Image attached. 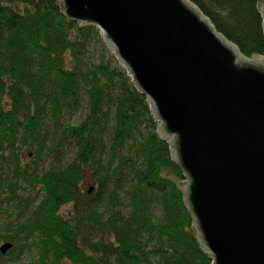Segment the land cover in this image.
Listing matches in <instances>:
<instances>
[{"label": "trees", "instance_id": "obj_1", "mask_svg": "<svg viewBox=\"0 0 264 264\" xmlns=\"http://www.w3.org/2000/svg\"><path fill=\"white\" fill-rule=\"evenodd\" d=\"M189 1L264 56L260 0ZM106 46L60 0H0V243L38 264H214L152 103Z\"/></svg>", "mask_w": 264, "mask_h": 264}, {"label": "water", "instance_id": "obj_2", "mask_svg": "<svg viewBox=\"0 0 264 264\" xmlns=\"http://www.w3.org/2000/svg\"><path fill=\"white\" fill-rule=\"evenodd\" d=\"M60 5L100 28L149 96L158 133L185 170V202L214 264H264V56L243 54L189 0ZM260 10L264 16V0ZM13 246L2 243L0 253Z\"/></svg>", "mask_w": 264, "mask_h": 264}, {"label": "rangeland", "instance_id": "obj_3", "mask_svg": "<svg viewBox=\"0 0 264 264\" xmlns=\"http://www.w3.org/2000/svg\"><path fill=\"white\" fill-rule=\"evenodd\" d=\"M103 47V43L99 42L96 44V50L97 52H99V50H101V48ZM107 49H109V51L111 52V54H113V51L110 47L106 46ZM114 58L116 60L117 63H119V59L114 55ZM123 69H125L123 67ZM128 75V74H127ZM162 125V122H160L159 127ZM171 139V138H170ZM188 180H185L184 183H182L181 187L183 188V190L185 191L186 188V184H187ZM90 185L89 184H85L84 188L87 189ZM2 225H4L5 227H7V225H5L4 223H2ZM2 243H0L1 245ZM18 258H14L12 256H10L8 254V252L6 254H2V260H3V264H38L37 260H38V256L37 253L35 251V249H31L29 251H26L24 253H16ZM69 264V263H68Z\"/></svg>", "mask_w": 264, "mask_h": 264}, {"label": "bare ground", "instance_id": "obj_4", "mask_svg": "<svg viewBox=\"0 0 264 264\" xmlns=\"http://www.w3.org/2000/svg\"><path fill=\"white\" fill-rule=\"evenodd\" d=\"M146 94V93H145ZM149 97V96H148Z\"/></svg>", "mask_w": 264, "mask_h": 264}, {"label": "flooded vegetation", "instance_id": "obj_5", "mask_svg": "<svg viewBox=\"0 0 264 264\" xmlns=\"http://www.w3.org/2000/svg\"><path fill=\"white\" fill-rule=\"evenodd\" d=\"M4 255V254H3Z\"/></svg>", "mask_w": 264, "mask_h": 264}]
</instances>
